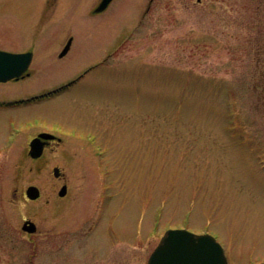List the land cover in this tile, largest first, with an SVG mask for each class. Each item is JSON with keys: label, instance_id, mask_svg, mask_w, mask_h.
Masks as SVG:
<instances>
[{"label": "rangeland", "instance_id": "obj_1", "mask_svg": "<svg viewBox=\"0 0 264 264\" xmlns=\"http://www.w3.org/2000/svg\"><path fill=\"white\" fill-rule=\"evenodd\" d=\"M97 2L0 0V50L33 52L0 83V264H146L169 228L264 263V0Z\"/></svg>", "mask_w": 264, "mask_h": 264}, {"label": "water", "instance_id": "obj_2", "mask_svg": "<svg viewBox=\"0 0 264 264\" xmlns=\"http://www.w3.org/2000/svg\"><path fill=\"white\" fill-rule=\"evenodd\" d=\"M111 0H101L94 9V13H100L106 9ZM198 2L200 0H197ZM70 38L59 57L64 56L70 48ZM31 60V53H10L0 51V82L17 79L27 69ZM55 136L48 133H40L29 143L28 155L32 159L41 156L45 142L42 139H54ZM59 140V139H58ZM54 177L59 176V169L52 170ZM66 187L62 186L59 196L65 194ZM25 195L29 200L39 197V189L29 185L25 189ZM21 229L27 233H35V224L29 220L23 222ZM147 264H226L221 246L215 239L208 235H194L186 230H168L165 232L160 243L150 255ZM264 264V263H261Z\"/></svg>", "mask_w": 264, "mask_h": 264}, {"label": "flooded vegetation", "instance_id": "obj_3", "mask_svg": "<svg viewBox=\"0 0 264 264\" xmlns=\"http://www.w3.org/2000/svg\"><path fill=\"white\" fill-rule=\"evenodd\" d=\"M86 1H87V0H85V2H86ZM99 1H100V0H98V3H99ZM113 1H114V0H111V1H110V3L108 4V7L111 5V3H112ZM108 7H107V9H108ZM94 9H95V7H94L92 10H90V11L88 12V14H89V15H91V14H92V15H98V14H102V13H104V12L107 10V9H105L104 11L95 14V13H94ZM88 10H89V9H88ZM69 38H70V37H68V39H69ZM68 39H67V40H68ZM67 40H66V41H67ZM27 51H30V50H27ZM31 52H32V51H31ZM58 54H59V53H58ZM59 58L61 59L62 57H59ZM32 60H33V52H32L31 63H32ZM31 63H30V65H31ZM30 73H31V72H30V66H29V68L27 69V71L24 72V73L19 77V79H22V78H24V77H28V76L30 75ZM19 79H18V80H19ZM13 81H14V80H13ZM55 144H58V142H57L56 140H50V141H47V142H46V148H48V147L50 148L51 146H53V145H55ZM46 148H45V149H46Z\"/></svg>", "mask_w": 264, "mask_h": 264}]
</instances>
